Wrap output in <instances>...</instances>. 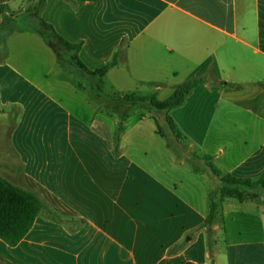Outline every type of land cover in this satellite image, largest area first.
<instances>
[{
    "label": "crops",
    "instance_id": "obj_1",
    "mask_svg": "<svg viewBox=\"0 0 264 264\" xmlns=\"http://www.w3.org/2000/svg\"><path fill=\"white\" fill-rule=\"evenodd\" d=\"M55 1L51 24L82 45L78 56L90 70L119 55L103 78L116 94L151 89L144 96L165 101L181 83L204 79L176 109L191 122L184 127L202 121L206 127L187 133L177 124L184 117L168 112L189 144L181 158L153 119L135 117L141 125L154 123L149 142L166 140L160 162L146 167L125 144L148 133L128 130V115L115 157L103 126L87 117L83 104L75 109L47 86L62 82L57 55L44 39L33 27L7 33L0 177L39 195L61 221L41 214L17 246L0 239V264H264V205L239 213L241 228L229 230L237 238L211 248L209 234L222 231L215 220L205 225L212 171L189 161L192 153L209 156L238 178L264 173V0H67L66 8ZM21 3L0 0L11 12ZM240 209H226L229 226Z\"/></svg>",
    "mask_w": 264,
    "mask_h": 264
},
{
    "label": "rangeland",
    "instance_id": "obj_2",
    "mask_svg": "<svg viewBox=\"0 0 264 264\" xmlns=\"http://www.w3.org/2000/svg\"><path fill=\"white\" fill-rule=\"evenodd\" d=\"M21 6L17 8V10L12 11L14 14V18H9V14H5L0 17V47L3 44L4 38L7 33L14 31L15 29L33 27L38 24L40 19H43L50 25V20L52 19V10H53V2L55 0H21ZM59 1V0H57ZM63 8L68 7L70 3L67 0H60ZM58 4V3H57ZM34 5L32 12L26 14V11ZM20 11L21 14H20ZM11 12V11H10ZM53 26V25H52ZM54 27V26H53ZM2 50L0 49V59H1ZM61 67V74L59 80L62 82L56 83L54 85L48 84L47 86L51 87V89L57 91L59 96H61L70 106L77 109L80 107L79 103L83 104L82 106L86 109V115L89 119H92L97 126H103V130L106 132L107 137L110 140L112 146H114L115 141L114 138L118 135V137H122L123 133L129 126L128 115L131 117V125L128 130L136 128V126L140 127L139 129L145 130L148 135H141L140 133L135 134L133 137H130L129 141L126 142V148L131 151V153L137 156L138 163H144L146 167H152L155 164L160 162L162 159V151L161 147L164 149V143L166 140H162L159 136L155 140L156 142H149V132L152 135V126L153 122H146L145 124H139L135 117L138 119L150 118L153 119L155 124L159 126L167 136L168 144H171L173 152L177 157H184L188 150L189 144L183 138H178L175 134L172 133L167 118L170 117L168 115L169 111H158L156 110L150 102L148 104L142 103H124L122 102L118 94L113 90L114 87L111 85L110 80L108 81V86L105 84L102 85L98 78L91 77L85 74L83 71L79 70L77 67H71L67 70ZM58 70V67H57ZM44 84H46L44 82ZM56 84H59L55 86ZM62 85V86H61ZM53 87V88H52ZM58 87L60 88L59 90ZM128 91V90H126ZM153 90H143L142 93L144 95H149L146 93H151ZM129 93V92H126ZM154 95V94H153ZM156 95V94H155ZM157 96V95H156ZM74 100H73V99ZM168 99V98H167ZM166 99V100H167ZM76 100V101H75ZM178 112L180 117H184V112L180 109H174L171 111L172 116L174 112ZM1 112V110H0ZM177 124L180 127H184V123H191L187 121V118L180 119L177 117ZM12 122H6L3 127L8 132L11 128ZM206 127V121L200 122L193 128L184 127L185 132L192 134L197 133L201 130V128ZM189 129V130H187ZM3 141H7V136L3 138ZM148 154L147 157L143 156L144 151ZM204 155H199L196 153H192L189 156V161L199 166V168L210 169L208 167V162L204 160ZM188 159V157L186 156ZM211 170V169H210ZM209 172V171H208ZM210 177L214 180V188L211 191L209 196V202L211 206V202L216 205V217L214 223L218 224L222 231H213L208 236V241L210 247L212 248L215 243H220L222 245L228 239L237 238V232L232 231L237 228H241V219H243L242 215L239 216V213L244 214L245 209L247 207L251 208L253 204L264 205V190L260 188L249 189L240 186H230L222 182L221 178L217 179L216 175L212 172L209 173ZM216 176V177H214ZM228 189L232 192L231 195H226L224 190ZM229 202L228 204H225ZM233 204V207L240 209L238 212L237 222L234 226L228 225V220H226V209L230 208ZM220 209V212L218 211ZM233 214L235 212L233 211ZM234 229V230H233Z\"/></svg>",
    "mask_w": 264,
    "mask_h": 264
},
{
    "label": "trees",
    "instance_id": "obj_3",
    "mask_svg": "<svg viewBox=\"0 0 264 264\" xmlns=\"http://www.w3.org/2000/svg\"><path fill=\"white\" fill-rule=\"evenodd\" d=\"M34 5L31 6L26 14L32 12ZM10 12L8 4L0 5V17ZM13 12H10L9 18H14ZM32 30L38 33L46 42V44L57 55L59 64L63 69L67 70L71 67H77L85 74L96 77L102 85H104L103 78L106 73L119 62V55L97 70H90L79 58L82 45L72 44L60 36L54 27L40 19L38 24L33 26ZM3 45V44H2ZM2 45L0 49H2ZM204 83V79L192 77L189 80L178 85L173 94L165 101H159L157 96H144L138 93H129L117 96L124 103H142L150 104L158 111H170L181 107L187 98L194 90ZM168 125L173 134L179 139L182 134L177 124L171 119L167 118ZM159 134L166 136L165 132L159 127ZM109 145L115 157L121 155L120 138L118 135L114 138L115 144L112 146L108 138ZM208 162V167L217 177H220L222 182L230 186H240L249 189L260 188L264 190V173L258 179L238 178L231 174H224L216 165L211 162V157L204 158ZM195 173H200L201 170L192 165ZM226 195H231L232 192L228 189L224 190ZM41 214H45L47 218L54 221H61V216L58 211L48 209L44 204L42 198L32 192H28L18 188L10 183L8 180L0 177V239L5 241L9 246H17L32 229L36 219ZM216 217V205L211 202L210 212L207 217L206 226H211ZM194 264V263H187Z\"/></svg>",
    "mask_w": 264,
    "mask_h": 264
}]
</instances>
